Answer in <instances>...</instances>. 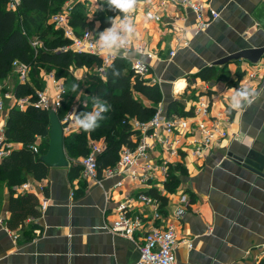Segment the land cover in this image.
Segmentation results:
<instances>
[{"label":"crops","instance_id":"1","mask_svg":"<svg viewBox=\"0 0 264 264\" xmlns=\"http://www.w3.org/2000/svg\"><path fill=\"white\" fill-rule=\"evenodd\" d=\"M261 2L209 0L211 8L219 12L220 17L206 31L199 33L195 14L191 11L163 8V0H140L132 14L136 26L135 42L159 57L152 61L154 75L161 80L159 85L163 93V103L159 107H163L166 114L168 105L178 102L186 111H193L191 116L181 117L191 122L209 123L210 118L218 117L223 123L224 136L199 159L183 153L182 158L172 159V166L180 165L185 171L174 193L168 192L165 184L162 189L157 186L143 188L122 176L102 178L101 172L100 183L92 182L84 176L79 163L82 156L73 159L67 151L69 168H49L47 178L43 180H36L32 174L24 172L26 181L23 184L29 183L34 190L25 194L37 197L39 210L44 198L48 200L39 219L26 221V225L39 226L36 237L28 242L19 241L20 228L10 230L6 224L11 217L10 189L6 183H1L0 220L4 225L0 226V264H137L140 260L137 244L112 233L108 226L117 217L115 208L119 203L150 190L163 195L174 194L162 207L165 217L161 225L174 224L178 238L193 244L191 249L186 243L178 245L176 264H259L264 258V180L234 158H245L251 152L264 154V86L259 87L253 82L252 86L259 88L257 101L234 110L231 98L235 87L218 79L202 81L197 75L228 55L264 46V32L253 18V12ZM147 11L159 12L165 20L177 18L174 27L180 28L181 33L172 30L171 25L166 27L148 21ZM93 26L100 30L101 21ZM178 34H183L188 47H181ZM172 50L176 55L169 59ZM236 63L215 68L219 73L228 70L231 80L236 82L241 65ZM91 71L77 69L73 75L81 81ZM2 80H7V85L15 90L16 81L12 75ZM242 80L246 81V78L243 76ZM44 82V91L51 97L57 85H64L63 81ZM90 100L88 95L82 101L78 97L73 106L75 109L69 111L76 112ZM202 102L210 105L208 115L198 112ZM145 104L149 105L146 101ZM10 112L12 109L7 106L0 114V126L6 127ZM80 130L65 133L66 137ZM138 137L133 136L132 141L137 142ZM199 138L196 134L189 141L177 142L176 146L182 148ZM41 142L42 139L37 138L36 145ZM92 142L88 137L89 145ZM10 144L12 152L24 148L23 144ZM118 182H122V186L115 188ZM21 185L13 188L15 193ZM180 193L191 197L192 206L183 221L175 222L173 215ZM25 194L16 193V196ZM130 205L135 214L148 215L152 211L136 200Z\"/></svg>","mask_w":264,"mask_h":264},{"label":"trees","instance_id":"2","mask_svg":"<svg viewBox=\"0 0 264 264\" xmlns=\"http://www.w3.org/2000/svg\"><path fill=\"white\" fill-rule=\"evenodd\" d=\"M70 0H20L17 11L10 10L8 0H0V79L7 78L12 74L13 63L19 62L30 67L29 83L16 84L14 94L18 98H31L35 102L38 98L41 87L40 77L43 73L55 72V79L63 81L66 88L65 100L57 116L59 120L69 112L65 109V103L72 99L76 93L68 90L72 83L86 84V94L90 99L100 96L111 105L109 112L105 113V119L100 122V127L93 131L85 132L83 129L78 133L69 134L65 138L66 150L72 151L73 159L79 156L85 157L90 153L88 137L93 142L104 141L105 149L98 156L97 162L99 172L117 165L122 150L124 148L134 149L136 141H132L133 136L140 133L133 129L132 121L148 124L155 116L159 106L163 103V93L160 85L153 84L149 80L142 79L132 69L128 60L116 58L102 75L97 70L86 74L84 79L78 81L73 71L77 69H94L102 66V60L94 55L80 54L74 52L70 47L63 31L54 32L58 38L49 39V30H52L51 18L61 12L63 6ZM101 10L97 16L100 18V31L110 27L108 17H114L117 12L110 10L107 0H99ZM84 3H78L73 7L70 24L75 32L80 35L87 28L86 19L83 22L77 19L78 15L86 10ZM108 8V9H107ZM41 34L42 39H46L41 46L38 41L33 40V33ZM37 43V47H34ZM65 50V51H64ZM121 70L120 78L112 76V68ZM245 73L240 69L237 71V81L231 80V74L224 69L220 73L215 67H207L198 73L197 77L202 81H212L218 79L224 81L230 87H237L242 81ZM43 79V78H42ZM43 88V87H42ZM145 101L149 105L145 104ZM91 105L79 106L76 113L90 111ZM193 111H186L182 104L171 102L168 105L166 116L187 117ZM51 120L49 112L27 106L23 111L14 109L10 112L5 127V138L8 143L23 144L24 148L13 151L9 157L0 163V184L6 183L10 189L9 209L11 217L6 223L10 230L20 228L19 241L28 242L36 237V230L39 226L31 223L26 225L29 219L37 220L41 217L39 201L32 194L16 196L13 188L26 181L24 172L32 174L36 180L47 178L49 167L42 161V157L47 154L49 146ZM37 138H41L40 145H36ZM139 138V137H138ZM37 147V153L34 148ZM184 174L182 166H171L168 172L169 181L165 183L168 192L174 193L181 184L180 176ZM146 194L157 198L161 202V207L167 204L168 198L157 190H150ZM264 264V258L259 262Z\"/></svg>","mask_w":264,"mask_h":264},{"label":"built area","instance_id":"3","mask_svg":"<svg viewBox=\"0 0 264 264\" xmlns=\"http://www.w3.org/2000/svg\"><path fill=\"white\" fill-rule=\"evenodd\" d=\"M78 3H84L88 8V13L97 15L101 10L99 0H70L64 6L61 12L55 14L51 18V24L57 26L63 31L64 37L70 41V47L74 52L80 54L94 55L102 60V66L97 68L100 74H104L106 68L118 57L107 50L98 48L97 33L99 30L86 29L78 35L70 24L71 13L73 7ZM163 8L170 7L179 11H191L196 17V31L201 33L206 31L216 20L220 14L209 4V0H163ZM20 6V0H8L10 10L17 11ZM149 12L151 16L149 17ZM145 17L148 21L158 24L171 25V29L181 33V29L174 27L177 18L165 20L163 14L159 12L147 11ZM136 36V35H135ZM133 37L130 48L133 50L135 57L130 59L131 69L142 79L149 80L153 84H161V80L154 75V67L152 61L158 59V55L148 52L143 45L135 42ZM178 41L181 47H188V43L184 40L183 34H178ZM37 47V43H34ZM65 51V50H64ZM169 59L176 55V51L169 52ZM143 56V57H141ZM129 60V59H128ZM240 70L245 73L246 81H241L235 90L241 87H247L255 90L252 97V103L258 99L259 88L252 86L253 82H257L259 87L264 86V75L259 73L264 71V62L252 65L249 62L242 61ZM16 79V84L29 83L30 67L19 62L13 63L12 74ZM52 76L54 83H57L55 77ZM257 86V84H256ZM66 88L64 85H57L55 94L51 97L46 91L39 92L35 102H31V98H18L14 91L7 85V80L0 79V114L7 109H19L23 111L27 106L45 110L47 112L54 111L58 114L65 100ZM9 103V105H7ZM198 112L205 115L210 113V105L208 103H200ZM73 111H69L61 120L62 123H70L65 129V133H71L80 129L75 122ZM133 129L142 134L138 139L137 146L134 149L124 148L120 159L116 166L106 169L101 176L105 179H112L118 176L128 178L130 181L141 184L151 185L149 188L156 187L155 182L161 177L162 183L169 181L168 172L172 166L173 158H182L183 154H191L199 159L203 157L209 150L213 149L216 141L224 136L223 123L218 117L210 118V122H191L187 118L166 116L163 107H159L155 116L148 124H142L132 121ZM222 131V132H221ZM199 134L200 138L185 145L182 148L176 146L177 142L185 139L189 141L194 135ZM218 135V138L216 137ZM105 143L92 142L90 144V153L88 156L79 160L83 168L86 179L100 183L99 166L97 162L98 156L104 151ZM37 153V147L34 148ZM12 153V146L6 142L5 126H0V163L9 157ZM122 182H118L115 188L121 187ZM34 190L29 183H25L17 188L16 193L25 194L32 193ZM163 195V194H162ZM168 199L174 194L163 195ZM177 208L174 212V221L181 222L189 214L191 205V197L186 193L178 194ZM132 200L140 202L144 207L151 208L152 211L148 215L135 214L131 209ZM48 204V200L44 198L40 205V211L44 210ZM116 219L108 227L112 233L123 236L137 244L140 250V260L137 264H176V249L180 243H186L191 249L193 244L191 241L178 238L177 228L174 224L161 225L164 220L161 202L157 198L140 194L130 201H124L115 208ZM160 223V224H159ZM4 223L0 220V226Z\"/></svg>","mask_w":264,"mask_h":264},{"label":"clouds","instance_id":"4","mask_svg":"<svg viewBox=\"0 0 264 264\" xmlns=\"http://www.w3.org/2000/svg\"><path fill=\"white\" fill-rule=\"evenodd\" d=\"M140 0H107V6L110 10L117 12L114 17H108L110 27L97 33V45L99 49L107 50L118 54L121 59L128 60L133 58V50L130 48L133 37L136 35V26L133 13L137 9ZM149 17L151 13L149 12ZM122 72L120 69L112 68V76L120 78ZM79 84L73 83L71 91L77 93ZM255 90L247 87L237 89L231 98V107L239 110L242 107L252 103V97ZM92 108L90 111L76 113L74 110L75 124L85 132H90L100 127V122L105 119L104 114L109 112L111 105L107 100L100 96L91 98Z\"/></svg>","mask_w":264,"mask_h":264},{"label":"water","instance_id":"5","mask_svg":"<svg viewBox=\"0 0 264 264\" xmlns=\"http://www.w3.org/2000/svg\"><path fill=\"white\" fill-rule=\"evenodd\" d=\"M253 18L264 32V0L253 12ZM264 59V46L256 49H246L228 55L212 63L211 67H224L233 62L245 61L252 65L259 64ZM51 127L48 152L42 157V161L51 169L69 168L70 162L65 148V129L70 123H62L54 111H49ZM239 163L264 180V154L251 152L247 157H235Z\"/></svg>","mask_w":264,"mask_h":264},{"label":"rangeland","instance_id":"6","mask_svg":"<svg viewBox=\"0 0 264 264\" xmlns=\"http://www.w3.org/2000/svg\"><path fill=\"white\" fill-rule=\"evenodd\" d=\"M86 8V7H85ZM108 9V8H107ZM97 15L95 14V15H92V14H89L88 13V8H86V10H83V12L82 13H80L79 15H78V17H77V19L79 20V21H81V22H83V20L84 19H86V22H87V30L88 29H93V30H96L95 28H94V26H93V24L95 23V22H97V21H99L100 20V18H98V16L96 17ZM52 26V30H49V35H48V37L47 38H49V39H55V38H58V35H56L54 32H56V31H59L58 30V28H57V26H55V25H51ZM100 31V30H99ZM32 37H33V40H35V41H38L39 42V44L42 46L43 44H44V41L46 40H44V39H42L41 38V34L40 33H37V32H34L33 33V35H32ZM264 60V59H263ZM240 63H242V61H239V62H237L236 64L237 65H240ZM89 70H92V69H89ZM92 72H94V69L90 72V73H92ZM51 75H53V77H55L54 75H55V72H51V73H43V75H42V78L40 77L39 79H40V83H41V87L40 88H38V90H39V92H43L44 91V89H45V82H44V80H47V81H51V82H53V80H52V76ZM264 75V71L263 72H261V73H259V76H263ZM85 78V77H84ZM83 78V79H84ZM15 81H16V79H15ZM71 85H72V83L70 84V87L68 86V90H71ZM79 86H80V88H79V91L74 95V96H72L71 98L72 99H69L66 103H65V109H75V107H73L74 105H76L75 103H76V100H77V98L79 97V101H82V99L84 98V96L85 95H87L86 94V84H85V82L84 81H81V83L79 84ZM43 87V88H42ZM89 105H91L92 106V104H91V100L89 101ZM72 111V110H71ZM68 135V134H67ZM67 152H68V150H66ZM69 155L70 156H72L73 155V153H75V151H74V149L72 150V151H70L69 150ZM73 157V156H72ZM182 176H184V174H182V175H180V177H182ZM139 186L138 187H143V188H149L151 185H141V184H138ZM155 185L157 186V187H159L160 189H162L163 188V183H162V179H161V177L159 178V180L158 181H156L155 182Z\"/></svg>","mask_w":264,"mask_h":264}]
</instances>
